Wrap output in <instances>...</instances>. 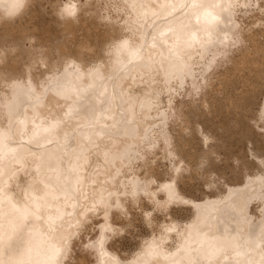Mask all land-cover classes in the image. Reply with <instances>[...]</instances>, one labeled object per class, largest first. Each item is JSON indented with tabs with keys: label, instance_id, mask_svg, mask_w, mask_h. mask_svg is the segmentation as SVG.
Here are the masks:
<instances>
[{
	"label": "bare ground",
	"instance_id": "bare-ground-1",
	"mask_svg": "<svg viewBox=\"0 0 264 264\" xmlns=\"http://www.w3.org/2000/svg\"><path fill=\"white\" fill-rule=\"evenodd\" d=\"M39 1L26 0L23 13L31 15ZM69 2L77 12L94 8L93 17L103 16L101 6L117 14L108 16L115 18L95 35V44L87 40L93 36L87 27L72 52L79 59L48 52L36 58L24 50L26 60L16 59L14 26L0 18V38L11 35L13 47L0 46V132L9 136L0 139V264H51L53 249L70 259L73 239L96 220L101 234L94 240H104L102 253L92 249L98 264H264V174L247 172L239 181H225L220 194L195 197L184 190L193 184L191 165L182 174L174 171L180 155L194 160L216 148V135L186 116L188 105L178 101L200 81L201 67L212 69L210 50L249 41L222 77L227 85L243 81L245 100H228L232 106H251L263 86L264 41L240 19L250 10L248 0H201L199 11L187 6L191 0H67L60 11ZM122 42L127 47L113 51ZM241 130L238 136L247 139L250 130ZM161 173L172 179L158 180ZM215 180L205 179L213 191ZM157 184H171L172 193L158 191ZM129 201L145 212L149 227L159 229L124 256L108 246L105 232L111 238L136 226L132 211L125 224L111 219L119 211L115 205L128 210ZM144 203L155 211L143 209ZM176 205L189 215L177 216ZM160 211L163 219L156 215Z\"/></svg>",
	"mask_w": 264,
	"mask_h": 264
},
{
	"label": "rangeland",
	"instance_id": "rangeland-1",
	"mask_svg": "<svg viewBox=\"0 0 264 264\" xmlns=\"http://www.w3.org/2000/svg\"><path fill=\"white\" fill-rule=\"evenodd\" d=\"M67 0H40L38 3H36L30 10L28 15L27 13H23V10L20 11L16 16L8 19L6 23H10L14 26V42L20 43V45L16 46L14 45V51H16L17 54H20V58L16 57V59H21V57L25 56V52H28L32 57L36 58H42L45 57L46 53H50L52 56H57L60 53L62 55L64 53L66 54H72V52L75 50V47L83 41V37L86 35V29L87 27H90L92 29V37L87 38L92 44L96 43L95 35L103 30H105L110 24V21H113V18L115 17H108L112 15H117L116 13L112 14V10L110 7L101 6L102 10V17H93V15L96 13L94 8H91V13H85L81 9L77 12L78 15L75 19H68L65 16L62 15V11H60L59 7L62 6V4ZM57 3V4H56ZM85 8H83L84 10ZM63 10V9H62ZM104 11V12H103ZM251 11V12H250ZM257 13V15L255 14ZM250 14V16H249ZM253 14V15H251ZM254 14L256 16H254ZM259 12H254L251 9L249 12L241 14V17H243V27L244 25H247L246 28L255 30L258 34L262 31H264V14H259ZM106 16V17H104ZM260 16V18H259ZM245 17V18H244ZM250 17V18H249ZM253 17H255L253 19ZM256 18L258 20H256ZM248 21L247 24L244 21ZM110 20V21H109ZM257 21V23H255ZM263 26L258 27L261 22ZM252 24L254 26H252ZM258 24V26H257ZM4 24H0V28ZM256 25V26H255ZM250 26V27H249ZM253 27V28H252ZM245 28V27H244ZM245 28V30H246ZM256 28V29H255ZM258 28V29H257ZM261 41H264V38L260 35ZM11 35L6 36L4 39L0 38V46L4 49H12L13 47L8 45L10 44L9 38ZM263 38V39H262ZM247 41V40H246ZM245 41V42H246ZM244 41L239 40L236 41V46L233 45L232 49H213L208 52V57L211 58L212 62V69L210 71L205 72L203 68L201 67L200 71H198V77L200 78V81L196 80V86L191 88V86L187 89V92L185 96H181L179 102H183L182 104L188 105V109L186 111V116H191L192 120H197L198 122L203 123V130L210 132L211 134L216 135L215 140V150L211 153H214L218 160V166L220 167V170H222L224 174H221L220 172L213 171L203 174H197L195 178L192 179L193 184H190L191 186H188L187 188H184V190H187V193L195 196V197H203L205 195L208 196H214L216 194H220L225 187L226 183L239 181V179H242L244 175L247 174V172L251 173L255 169H252L251 172L249 171V167L245 166L242 169L241 168H233L228 167V157H232L233 160H243V158L246 156V153L251 152L249 146H255V148L264 149V135H258L260 132L258 130L255 131L257 135L250 136L249 135L255 134L253 133V129L249 127V123H252L251 120V113L252 110L257 106L260 105V100L262 101L264 97V83L263 86L260 88L259 93H257L256 100L252 103L254 107H252V104L249 108L248 105L243 106V108H238L232 106L228 100H245L241 94V85L243 84V81L241 82L239 78L238 83H236L237 86L233 85H227V82L222 81V77L224 74L227 73V69L233 61L235 57H238L239 54H241L242 49H245L243 47L249 45V41L246 44ZM237 47V48H235ZM222 50V51H219ZM259 58H257L256 61H258ZM25 59H21V61H25ZM230 61V62H229ZM260 63V59L258 64ZM1 66V64H0ZM44 66V65H43ZM209 72V73H208ZM243 77V76H242ZM1 80V75H0ZM240 84V85H239ZM263 88V89H262ZM262 97V98H261ZM184 98V99H183ZM218 101L219 105L212 106L213 101ZM205 104H208V107H204ZM242 104V103H240ZM247 106V107H246ZM205 111L203 110V108ZM184 108V107H183ZM214 108H217V110H214ZM179 113V112H178ZM205 121V123H204ZM247 128V129H246ZM243 129V131H248L249 135L248 138H241V136H238V133L240 134V130ZM246 129V130H245ZM234 132H233V131ZM235 130H236V136H235ZM238 130V131H237ZM242 131V130H241ZM198 140L201 139V132L197 133ZM238 137V138H237ZM254 137V138H253ZM253 138V139H252ZM253 141H251V140ZM243 141V142H240ZM258 142L260 143H256ZM197 141V139H196ZM256 141V142H254ZM263 141V142H262ZM209 142H212L209 141ZM249 142V143H248ZM252 142V143H251ZM262 142V144H261ZM256 145H251V144ZM198 149H200V142H195ZM199 145V146H197ZM257 145H260L256 147ZM207 142H205L204 147L206 148ZM248 149V150H247ZM261 151V150H260ZM223 157V164H220V158ZM166 162L160 163L162 164V169H164ZM183 164L181 163L178 168H180ZM164 167V168H163ZM189 171V170H188ZM218 173L216 176L215 174ZM211 174V175H210ZM166 175V174H165ZM209 175V177L207 176ZM218 176H225V178H220ZM208 177V178H206ZM217 182V188L218 190H214V187L211 189L205 183V179L207 182L209 180H214ZM203 179V180H202ZM209 179V180H208ZM219 182H218V181ZM226 181V183H225ZM219 184V185H218ZM202 185V186H201ZM206 185V186H205ZM219 186V187H218ZM190 188V189H189ZM151 205V204H150ZM181 206H174V213L176 212L177 216H180L181 218H184L183 215H189V212H185L186 207ZM180 210H179V209ZM184 208V209H183ZM139 208H136V211H141ZM183 210V211H182ZM189 211V208H187ZM138 212V213H139ZM167 212V210L165 211ZM165 212H157L156 215L160 219L164 218ZM136 213L135 218V225L134 227H131L129 231L125 230L120 232L117 235H114L111 238H108L109 233L107 231L105 232L107 234V239L109 245L115 241V244L113 245V248L117 250L121 255H125V251L133 252L137 247L138 244L142 241V238L146 235L152 234L153 228L159 229L158 226L149 227L144 219H142L139 214ZM181 214V215H178ZM187 213V214H186ZM133 214V212H132ZM183 214V215H182ZM134 215V214H133ZM139 216V218H138ZM186 216V217H187ZM168 217V215H167ZM179 217V218H180ZM185 217V218H186ZM144 222H143V221ZM97 221L94 223L96 225V232L92 233L89 229L88 231L81 232L80 236H76L73 240V244H76L75 253L73 257H71L72 264H83V257L78 256V253L82 252L81 245L90 243L91 240L97 239V236L101 234V231L98 229ZM145 223V224H144ZM92 224V223H91ZM99 224V223H98ZM138 240V241H137ZM134 246V247H132ZM122 249L124 251H122ZM131 249V250H130ZM134 249V250H133ZM89 251L93 252L92 249H89ZM127 254V253H126ZM93 255L96 257V255L93 252Z\"/></svg>",
	"mask_w": 264,
	"mask_h": 264
},
{
	"label": "snow or ice",
	"instance_id": "snow-or-ice-1",
	"mask_svg": "<svg viewBox=\"0 0 264 264\" xmlns=\"http://www.w3.org/2000/svg\"><path fill=\"white\" fill-rule=\"evenodd\" d=\"M25 3H26L25 0H4L3 4H0V7L4 9L3 12H0V18L7 17L10 19L16 16L25 7ZM187 6L191 7L196 11H199L202 7H204V5L201 3V0H191V3ZM245 7L251 9L254 12H259L261 14H264V0H248V3L245 5ZM62 15L68 19H74L78 15L76 6L69 2L67 6L63 8ZM189 39L194 40L195 37H190ZM126 47H127V42H122L120 44L115 45L113 51L119 53ZM67 58L79 59V57L76 56L74 53L67 54ZM64 62L66 63L67 59ZM44 70L50 71L51 69L46 67ZM65 99L66 101H68L71 99V97L66 96ZM65 115L66 117L70 118L71 113H67ZM251 120L255 121V123H249V127H251L253 131L259 129L260 135H264V105H257L252 110ZM60 124L61 121H57L51 127L55 129L58 128ZM92 126H94V122L93 124H90V127ZM44 131H49V129H44ZM0 139H2L3 141H8L9 136L7 132H0ZM212 146H213V142H208V148H211ZM176 151L179 154V146H177ZM257 157H259V159H257ZM182 161H183V166L178 169H174V171L182 174L185 170V166L191 165L189 171L192 173L194 178L198 173L203 174L212 171H216V172L220 171V167L218 166V160L216 155L214 153H210L207 151L203 152L198 158L194 160H188L186 156L180 155L179 158L174 160V163L181 164ZM219 163L223 164V157L220 158ZM245 166L249 167L250 172L252 169H255L256 171L264 174V150L256 152L255 149H253L252 152L246 153V156L243 158V160H239V159L233 160L232 157H228V167L242 169ZM157 179L171 180L172 174L169 173L167 176H165L164 174L161 173L157 175ZM155 187L157 188L158 191H162V192L167 191L172 193L171 184H162V185L157 184L155 185ZM113 204H115L114 201ZM112 206L113 205H108V207H112ZM115 207L119 209V211L117 213H114L111 217L112 222L114 224H125L128 211H132L134 215L136 214L135 205H133L131 201H129L128 203V210L121 209L120 205H115ZM143 209H151V211H155L153 206L147 203L143 204ZM151 211H148L147 213L148 216H151ZM139 216L142 219L146 218L145 212L143 210L139 212ZM98 223L99 221H97V224ZM89 229L91 230L92 233H95L96 225L91 223H86L84 226V231H88ZM114 244L115 241H113V243L108 246L113 247ZM103 247H104L103 238H101L100 240H93L90 243L81 245L82 252L78 253L77 255L83 257V264H98L97 258L93 255V252L89 251V249H98L102 253ZM72 248H76L75 243L72 245ZM50 260H51V264H72L71 259H67V260L65 259V252L57 249H53Z\"/></svg>",
	"mask_w": 264,
	"mask_h": 264
},
{
	"label": "clouds",
	"instance_id": "clouds-1",
	"mask_svg": "<svg viewBox=\"0 0 264 264\" xmlns=\"http://www.w3.org/2000/svg\"><path fill=\"white\" fill-rule=\"evenodd\" d=\"M25 2H26V0H25Z\"/></svg>",
	"mask_w": 264,
	"mask_h": 264
}]
</instances>
